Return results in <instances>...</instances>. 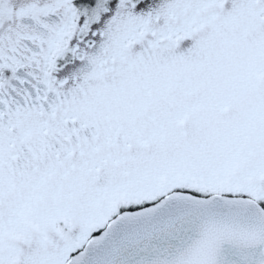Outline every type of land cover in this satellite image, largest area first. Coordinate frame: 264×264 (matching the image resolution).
I'll return each instance as SVG.
<instances>
[{
  "label": "snow or ice",
  "instance_id": "obj_1",
  "mask_svg": "<svg viewBox=\"0 0 264 264\" xmlns=\"http://www.w3.org/2000/svg\"><path fill=\"white\" fill-rule=\"evenodd\" d=\"M0 264H264V0H0Z\"/></svg>",
  "mask_w": 264,
  "mask_h": 264
}]
</instances>
